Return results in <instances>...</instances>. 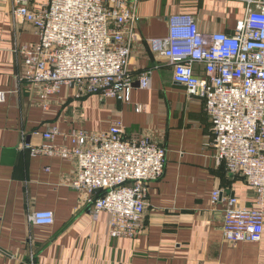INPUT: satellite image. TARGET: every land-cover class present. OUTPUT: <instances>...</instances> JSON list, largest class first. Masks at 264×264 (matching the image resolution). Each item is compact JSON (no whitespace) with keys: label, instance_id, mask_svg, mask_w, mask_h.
I'll return each instance as SVG.
<instances>
[{"label":"crops","instance_id":"0c3cea01","mask_svg":"<svg viewBox=\"0 0 264 264\" xmlns=\"http://www.w3.org/2000/svg\"><path fill=\"white\" fill-rule=\"evenodd\" d=\"M10 0H0V264H264V232L257 243L222 236L226 200L254 206V192L243 178L226 173L215 157L213 133L202 101L173 80V67L150 49L164 38L168 19L194 17L203 32L232 33L245 5L237 0H141L135 45L128 71L134 78L151 70L150 85L135 82L130 102L98 96L75 97L62 87L41 100L20 82L24 66L17 45L38 41L30 24L14 26ZM201 64L193 69L204 76ZM144 110L135 112V106ZM115 122L127 139L147 137L166 150L163 175L145 188L143 229L135 239L111 240L107 216L92 220L87 194L74 190V161L32 156L30 148L50 144L72 148V130L107 132ZM58 128L48 141L43 134ZM214 190L220 200L211 202ZM34 211H50L53 223L28 221Z\"/></svg>","mask_w":264,"mask_h":264},{"label":"built area","instance_id":"2783aa9c","mask_svg":"<svg viewBox=\"0 0 264 264\" xmlns=\"http://www.w3.org/2000/svg\"><path fill=\"white\" fill-rule=\"evenodd\" d=\"M245 5L232 33L203 32L191 16L168 19L164 38L149 40L150 49L173 67V80L199 98L213 133L215 159L226 173L241 176L254 192V206L240 207L230 196L223 212L222 236L232 243H257L264 232V0H237ZM141 0H10L14 26L30 24L34 44L17 45L24 72L20 82L43 109L62 87L76 98L98 96L129 103L135 82L149 88L151 70L134 78L128 71ZM201 64L204 76L193 69ZM6 93L0 91V103ZM144 110L135 106V112ZM58 128L43 134L51 141ZM73 146L50 144L30 148L32 156L75 162L74 190L87 194L92 220L107 216L111 240L135 239L143 229L147 183L164 172L166 150L147 137L127 139L115 122L107 132L78 129L67 136ZM214 190L211 202L220 200ZM28 221L53 223L50 211H34ZM30 264H35L31 262Z\"/></svg>","mask_w":264,"mask_h":264},{"label":"water","instance_id":"95a60500","mask_svg":"<svg viewBox=\"0 0 264 264\" xmlns=\"http://www.w3.org/2000/svg\"><path fill=\"white\" fill-rule=\"evenodd\" d=\"M136 85L138 86V83H136Z\"/></svg>","mask_w":264,"mask_h":264}]
</instances>
